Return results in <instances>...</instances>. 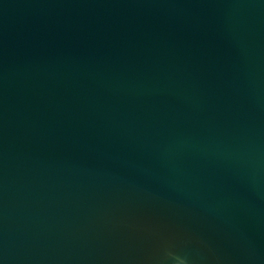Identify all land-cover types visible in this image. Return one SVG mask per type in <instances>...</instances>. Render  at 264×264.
I'll return each mask as SVG.
<instances>
[{
    "label": "water",
    "instance_id": "obj_1",
    "mask_svg": "<svg viewBox=\"0 0 264 264\" xmlns=\"http://www.w3.org/2000/svg\"><path fill=\"white\" fill-rule=\"evenodd\" d=\"M264 264V0H0V264Z\"/></svg>",
    "mask_w": 264,
    "mask_h": 264
},
{
    "label": "clouds",
    "instance_id": "obj_2",
    "mask_svg": "<svg viewBox=\"0 0 264 264\" xmlns=\"http://www.w3.org/2000/svg\"><path fill=\"white\" fill-rule=\"evenodd\" d=\"M166 256L169 258V264H190L188 258L185 256L176 255L172 252H167Z\"/></svg>",
    "mask_w": 264,
    "mask_h": 264
}]
</instances>
